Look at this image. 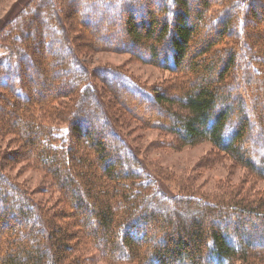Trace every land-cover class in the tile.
I'll list each match as a JSON object with an SVG mask.
<instances>
[{"label":"trees","instance_id":"obj_1","mask_svg":"<svg viewBox=\"0 0 264 264\" xmlns=\"http://www.w3.org/2000/svg\"><path fill=\"white\" fill-rule=\"evenodd\" d=\"M90 1L83 12L85 21L94 20L96 23L90 34L95 39L104 40L106 35L102 34L100 27L105 24L109 30L105 31L107 37L117 39L112 45L109 42H101L100 45L115 49L127 46L139 58L170 71L181 70L185 73V58L190 52L188 47L193 42L198 47L189 68L195 74L192 79L186 78L180 94L174 97L165 96L159 91L154 93L123 70L114 67L89 70L80 57L73 53L70 41L72 36L67 27L63 26V31H67L64 39L51 38L46 43L49 47H54L60 41L67 48V63L58 62L57 55L52 58L58 68H62L67 75H72L60 79L62 85L59 86L47 80V75L43 74L47 72V69L43 70V61L46 62L54 54H38L39 62L36 63L34 51L17 50V41L21 40L20 33L12 35L11 40L4 33L3 38L0 37V48L7 46L9 56L5 61L0 57V87L9 90L23 104L21 106L15 102L10 95L13 101L9 103L10 112L6 113L7 116L11 115L16 119L18 113L21 116H24V112L31 113L35 107L45 104V100L52 99L47 97L55 94L67 98V95L76 93L77 99L74 109L68 114L69 127H66V133H62V127L56 123L37 122L33 113L28 115L29 121H24L23 125H15L14 122L7 126L0 124L2 132L14 130L16 135H24L21 141L27 147L36 146L38 141L43 143L35 151L26 152L48 166V170L64 190L65 205L68 206L67 210L63 207L53 216H46L42 214L34 196L0 174V210L4 208L0 212V264H69L75 260L74 253L78 244L76 240L81 235L72 232V227L79 224L78 218L81 220L82 217L86 225L92 227L91 230L83 231V234L86 237L90 235L91 239L94 237L99 247L105 251V256L117 263L237 264L239 261L241 264H264L262 200L236 199L230 196L203 200L195 196L166 194L155 183L150 172L145 171L144 164L136 157L134 150L112 125L114 122L109 123L110 132L105 133V128L99 130L96 128L98 123L92 122V119L101 114L85 105L86 101L89 102L88 94L85 93L92 90V97L98 100L99 105L102 103L104 95L98 85V77L105 86L111 88L120 83L122 89H118L141 95L138 102L147 107H141L146 122L177 132L186 143L193 144L208 139L219 150L264 178V81L259 75L264 69L259 66L252 72L248 68V63L258 64L259 61L264 64V29L246 16L260 18L264 23V1L120 0V9L116 15L122 20L119 28L111 20L113 16L107 7L101 11V17H93L90 6H93L92 1L95 0ZM72 2L74 8L81 5L79 0ZM218 3H223V12L210 19L207 17L209 11L213 4ZM154 5L159 8L155 9ZM238 8L241 19L237 27L233 23L235 10ZM156 10H161L160 14L163 16L155 17ZM42 12L40 10L39 15L43 16ZM93 12L99 13L97 8ZM19 17H22V13L12 20L11 26H17L16 19ZM208 18L211 20L209 24ZM246 18L247 24L251 22L257 28V35L251 37L249 42L246 39L240 42L239 37L234 36V30L243 26ZM57 20H60V16ZM71 21V24L77 23L76 16ZM32 22L33 19H24L22 25L28 31ZM201 23L204 24V29ZM140 26H143L145 33L140 31ZM200 34L204 37L197 39ZM241 34L246 36L248 32L242 31ZM140 41H150L151 44ZM35 42L39 43V47L44 46L41 36ZM246 55L248 63H243ZM80 69L82 75H75L74 72H80ZM55 71L57 70H52L56 76ZM36 76L40 77L37 84L42 88L34 87L32 81ZM114 77L118 80H112ZM254 81L257 84L247 95L236 90L238 85L245 83L248 86V83L252 84ZM32 86L40 92L36 93V97H40L34 98L29 94L27 98L22 97L21 90L26 91L28 88L32 91ZM118 89L114 90L118 92ZM31 98H34L32 102ZM165 103L169 104L170 109L164 107ZM100 106L103 112V109L108 108L106 104ZM157 106L164 108L166 119L152 116L151 113L145 114L146 109L148 112L149 108ZM173 106L176 107L175 110L172 109ZM132 109L133 107L128 111ZM104 115L105 122H109L106 112ZM7 116H3L4 122L9 121ZM250 116L255 121H251ZM80 134L84 136L82 139ZM106 135L117 136L119 144L111 145L103 139ZM247 141L248 148L244 149ZM90 147L94 150L93 156L80 154V151ZM124 150L129 157L132 156L133 162L127 161ZM26 152L22 151L24 154ZM117 154L125 160L122 166H118L113 160ZM8 192L23 196L22 208L16 207L14 199L6 198ZM90 200L94 202H89ZM150 204H154L153 207ZM252 219L255 223L252 222L254 224L250 228L244 227L245 222ZM15 222L21 224L22 228L26 226L27 230L17 233V230L11 228ZM150 230H153L151 237L148 236ZM26 238L35 241V247ZM141 245L145 248L141 249ZM254 245L257 250H254Z\"/></svg>","mask_w":264,"mask_h":264},{"label":"rangeland","instance_id":"obj_2","mask_svg":"<svg viewBox=\"0 0 264 264\" xmlns=\"http://www.w3.org/2000/svg\"><path fill=\"white\" fill-rule=\"evenodd\" d=\"M76 1L77 0H75V2ZM89 1L90 0H79L81 5L74 8L72 0H0V37L3 38L5 33L6 36H8V39L11 40L13 38L12 35L20 33L21 38L19 39L21 40L17 41V50L34 51V55H32L35 56L34 60L36 63L39 62L37 58L38 54H54L55 56L49 57V59H46V62L43 61V70L46 71L47 69V72H43V74L47 75V80L61 86L62 82L60 79L65 78L67 73L64 72L62 68H58L57 64L53 63L52 58L57 55L58 62L63 61L67 63L69 61V58L68 60H65L67 48L61 45L62 43H60V41L54 47H49L46 43L51 38L57 40L59 37L63 40L65 34L67 33V31H63V26H65L69 30V35L72 36L70 41L74 49L73 53H76L75 55L80 57L81 62L87 65L89 70L93 71L96 70V68L114 67L118 70H123L141 85L145 86L149 90H152L154 93L159 91L164 93L165 96L173 95L175 97L179 95L181 88L185 86L184 83H186V78L192 79V76L195 74L189 66L191 60L195 58L194 53L197 50L198 45L192 42L191 46L188 47L190 52L185 58V73H182L181 70L170 71L162 68L161 65L139 58L127 46L115 49L100 45L101 42H109L112 45V42L114 44V41H117V39L110 36L107 37L106 32L109 30L105 27V24H101L104 27H100L102 28V34L106 35L104 40L101 41L98 38L95 39L90 34L91 28L93 29V27L96 26V23L94 20L85 21L83 16V12H85L84 10L88 7L87 4L91 3V1ZM113 1L114 2L111 3H107L106 1L103 2L102 0H95V2L92 1L93 6H90L92 9L90 14L92 13L93 17H101L103 15L101 11L107 7L108 9H105H107L113 16V19L111 18V20L116 23L114 24L116 25V28H119L122 20L117 18L116 15L120 9V0ZM259 1L263 2L264 0ZM222 4L223 3L213 4L207 17L213 19L214 17L220 16L223 12ZM154 7H156V5H154ZM176 7L177 5L174 8ZM95 8H97L99 13L93 12ZM158 8L159 7H156L155 9ZM40 10H43V16L39 15ZM21 13L22 17L16 19L17 26H11L12 20ZM160 13H162L161 10H156V12H154L155 17H162L163 15L161 16ZM58 16H60V20H57ZM74 16H76L77 23L71 24V22H73L71 20ZM240 16V8H238V10H235V22L233 23L237 25V27L240 23ZM246 16L249 20H253L254 24L256 23V25H259L262 29H264L263 20H259L260 18H251L250 15ZM24 19H33L28 31L22 25ZM210 19L208 18L207 20L208 24L211 22ZM37 21H40V23H37ZM250 23L251 22L247 24L246 18V22L243 26H239V28L234 30V36L237 38L239 37V41L246 39L249 42L252 38L256 37L257 28ZM201 25L204 29V24L201 23ZM140 31L145 33L143 26H140ZM242 31L248 32V35L242 36ZM51 33H54L55 35H51ZM40 36L43 40L44 46L39 47V43H34V40ZM197 37V39H199L204 37V35L200 34ZM140 42L151 44L150 41ZM29 43H31L30 48ZM6 47L7 46L4 45L0 48V57L4 61L9 56V51L6 50ZM247 61L248 55H246L243 63H248ZM71 64L74 63L71 62ZM248 64V68L252 72L254 68H258L259 66L264 69V64L259 61L258 64ZM52 70H57L55 71L56 76ZM78 73L79 75H82V70L80 69V72H74L75 75ZM259 75L261 76L260 79L264 81L263 70ZM67 76L72 77V75ZM39 79L40 77H33L32 83L34 87L38 86L39 88H42L40 84H37V82L40 81ZM112 80L118 79L114 77ZM102 81L98 77L97 82L102 90V94L104 95L101 99L102 103L100 105L103 106L106 104L109 108H105L103 110L109 116L110 121L107 123L105 122V115L102 111V107L99 105L98 100L92 97L94 90L91 92L90 90H87L90 93H85V95L88 94L87 100H89V102L86 101V107L88 105L90 109L93 108L101 114V116L97 115L98 117L96 116L95 119H92V122L98 123L96 128L99 130L101 128L104 130L105 128L106 133L107 131L110 132L109 123L112 124L111 121H113L114 123L112 125L116 127L120 136L122 135L128 145L134 150L136 157L142 162V164H144L145 171L150 172V176L154 177L155 183H157V185L159 184L163 192L170 196H195L200 197L203 200L229 198L230 196L236 199H260L264 202L263 177L257 176L248 168L238 163L229 154L219 150L208 139L193 144L186 143L177 132L168 128L165 129L163 126L158 124L146 122L142 115L143 110L141 109H145L147 107L144 106V103L141 104L138 102V100H141V95L133 93L129 94L122 91L120 90L122 89V84L116 83L112 87L114 89L120 88L118 89L119 91L117 90L119 92L118 93L110 86H105ZM256 84L257 83L255 81L252 84L248 83V86L245 85V83H242L237 86L236 90L247 95ZM25 90L26 91L21 90L22 97L24 98H27L28 94L34 98L40 97H36V93L40 92L35 90L33 86L32 91L31 89L28 90V88ZM10 95L11 93L9 90L4 87H0V119L2 117L0 124L2 126H7L9 123L13 122L15 125H23L22 123L24 121H29L28 115L33 113L37 122L39 121L41 124L56 123L57 126L62 127V133L67 132L66 127H69L67 123L68 114L74 109L77 99L76 93L73 95H67V98L59 97L60 95L56 94L51 97L45 96L52 99L45 100V104L42 103L43 105L35 107L31 113L24 112V116L18 115V113L16 119L11 115H6V113L8 114L10 112L9 103L10 101H13L12 99L14 98L15 102H18L21 106L23 104L14 94L11 95L12 99L10 98ZM34 98H31V102ZM131 107H133V109L129 112L128 109ZM164 107L170 109L169 104L167 103L164 104ZM149 109L150 110H148V112L146 109L145 114L151 113L152 116L154 115L159 118L165 117L164 108L162 106L152 107ZM172 109L175 110L176 107L173 106ZM3 116H7L6 118L9 119V121L4 122L5 118ZM250 117L252 118L251 121H255L253 116ZM15 132L14 130H7L4 132L0 131V174L4 175L10 182L21 186L22 189L24 188L29 194L34 196L40 206L42 214L46 216H53L56 212H60L63 207H66L65 210H67L68 206L65 205L66 194H64V190L60 188L58 180L48 170V166L41 164L40 161H37L32 154H28L26 152V150L31 152L35 151V149H38V146L40 148L43 143L38 141L36 146L30 147L28 145L27 147L25 146V143L21 141L24 135L19 133L16 135ZM107 135L102 138L111 145L113 144L115 146L119 144L120 140L117 136L111 137V135ZM77 136L78 133L76 134V138ZM79 136L80 139L84 137L81 134ZM248 144L249 141H247V143L243 146L244 149L248 148ZM24 150L26 154L22 153ZM85 153L89 156H93L94 150L90 147L88 150L83 149L80 151V154ZM124 154L127 156L126 159L128 162H133L134 159L132 156L129 157L126 150H124ZM113 160L116 161L118 166H122L125 161L123 156L120 154L114 155ZM7 197L10 200L14 199L13 203L15 202L16 207H23L24 198L22 195L16 192H8L6 194V198ZM91 201L94 202L93 200H90L89 202ZM115 205L117 206L116 203ZM150 205H152L150 207H153L154 204ZM181 209L183 208L181 207ZM2 210H4V208H1L0 212H2ZM15 216H17L16 213ZM78 221L79 224L77 223V225L75 224L72 227V232H76V234L81 235L79 239L77 238L76 240L78 244L77 251L74 253L76 256L75 260L70 261L69 264H137L136 262L131 261L117 263L109 260L107 256H105V251L100 248V245L93 239L94 237L91 239L89 238L90 235H87L86 237V235L83 234V231L91 230L92 227H88L86 225L83 217L81 220L78 218ZM64 222H66V220ZM252 222L255 223V220L252 219L250 221H246L244 227L246 226L247 228H250L251 225L254 224ZM16 223L17 222H15L11 228L14 229V231L17 230V233H21L22 230H27L26 226L22 228L21 224ZM78 231L80 232L78 233ZM152 233L153 230H150V234L148 236L151 237ZM26 240H28L33 247H35V241H30L28 238H26ZM143 248H145V246L141 245V249ZM253 248L254 250H257L255 245ZM47 260L48 259L46 258L45 261ZM237 264H241V262L238 261Z\"/></svg>","mask_w":264,"mask_h":264}]
</instances>
